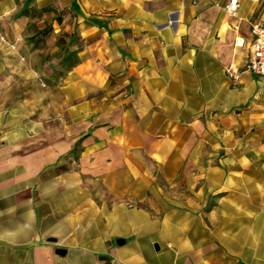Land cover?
Instances as JSON below:
<instances>
[{
    "label": "crops",
    "instance_id": "0c3cea01",
    "mask_svg": "<svg viewBox=\"0 0 264 264\" xmlns=\"http://www.w3.org/2000/svg\"><path fill=\"white\" fill-rule=\"evenodd\" d=\"M227 1L33 0L78 35L49 88L0 0V264H264V0Z\"/></svg>",
    "mask_w": 264,
    "mask_h": 264
},
{
    "label": "rangeland",
    "instance_id": "374dc122",
    "mask_svg": "<svg viewBox=\"0 0 264 264\" xmlns=\"http://www.w3.org/2000/svg\"><path fill=\"white\" fill-rule=\"evenodd\" d=\"M17 1L13 15L24 6V0ZM25 8L28 23L23 41L28 46L31 44L32 50H42L33 56L32 67L38 71L39 85L53 88L66 75L75 60L74 54H69L73 51V45L78 43L76 29L71 26L72 17L68 18L67 10L54 6L37 8L33 0ZM43 16L44 20L38 22Z\"/></svg>",
    "mask_w": 264,
    "mask_h": 264
},
{
    "label": "built area",
    "instance_id": "2783aa9c",
    "mask_svg": "<svg viewBox=\"0 0 264 264\" xmlns=\"http://www.w3.org/2000/svg\"><path fill=\"white\" fill-rule=\"evenodd\" d=\"M239 7V0H228L223 8L226 13L234 16ZM251 33L254 36L252 54L247 58L241 71H250L264 74V21H255L251 24ZM240 71L229 68L228 75L232 81H237Z\"/></svg>",
    "mask_w": 264,
    "mask_h": 264
},
{
    "label": "trees",
    "instance_id": "16d2710c",
    "mask_svg": "<svg viewBox=\"0 0 264 264\" xmlns=\"http://www.w3.org/2000/svg\"><path fill=\"white\" fill-rule=\"evenodd\" d=\"M32 0H24V6L22 8H20L14 15H13V18H18V17H21V16H27V12H26V8H25V5L27 6V4H29ZM70 55H73V51L69 53ZM65 58H67V56H65ZM79 143H80V140H77L72 149L69 151V154L70 155H75V153L78 151L79 149Z\"/></svg>",
    "mask_w": 264,
    "mask_h": 264
}]
</instances>
